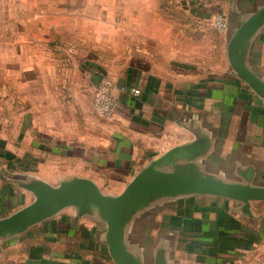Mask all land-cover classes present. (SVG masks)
Listing matches in <instances>:
<instances>
[{"label":"crops","instance_id":"obj_1","mask_svg":"<svg viewBox=\"0 0 264 264\" xmlns=\"http://www.w3.org/2000/svg\"><path fill=\"white\" fill-rule=\"evenodd\" d=\"M263 5L0 0V222L75 180L117 195L149 168L264 186V100L227 55L231 33ZM219 12L222 32L211 26ZM239 55L264 80V24ZM102 78L116 86L113 122L92 110ZM21 220L0 224V264H115L89 195ZM122 233L136 264L264 262V201L146 198Z\"/></svg>","mask_w":264,"mask_h":264},{"label":"water","instance_id":"obj_2","mask_svg":"<svg viewBox=\"0 0 264 264\" xmlns=\"http://www.w3.org/2000/svg\"><path fill=\"white\" fill-rule=\"evenodd\" d=\"M227 17V16H226ZM264 24V5L240 21L228 40L227 55L232 69L249 88L264 100V80L257 76L240 58V50L250 35ZM229 27L227 18V28ZM214 195L248 203L264 201V186L226 182L215 178L182 172L157 171L153 168L134 176L117 195L107 196L89 180H75L58 189L42 192L37 201L22 214L8 220H36L54 213L61 206L71 203L78 197L89 195L104 208L107 224L106 243L115 264H136L126 250L122 222L123 216L139 207L146 198L182 195ZM21 223H24L22 222Z\"/></svg>","mask_w":264,"mask_h":264},{"label":"built area","instance_id":"obj_3","mask_svg":"<svg viewBox=\"0 0 264 264\" xmlns=\"http://www.w3.org/2000/svg\"><path fill=\"white\" fill-rule=\"evenodd\" d=\"M211 26L217 31H225L227 28V17L219 12L212 16ZM125 87H120L124 90ZM92 110L95 115L107 122L117 119L119 99L116 94V86L108 78H102L97 84L91 100ZM252 264H264L261 260H256Z\"/></svg>","mask_w":264,"mask_h":264},{"label":"rangeland","instance_id":"obj_4","mask_svg":"<svg viewBox=\"0 0 264 264\" xmlns=\"http://www.w3.org/2000/svg\"><path fill=\"white\" fill-rule=\"evenodd\" d=\"M108 1H113V0H108Z\"/></svg>","mask_w":264,"mask_h":264}]
</instances>
